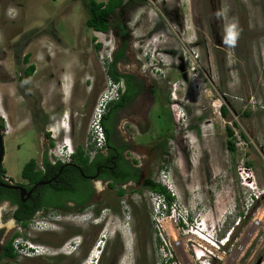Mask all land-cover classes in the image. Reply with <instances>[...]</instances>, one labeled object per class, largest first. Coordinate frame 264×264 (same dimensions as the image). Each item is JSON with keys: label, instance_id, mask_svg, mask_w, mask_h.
<instances>
[{"label": "rangeland", "instance_id": "1", "mask_svg": "<svg viewBox=\"0 0 264 264\" xmlns=\"http://www.w3.org/2000/svg\"><path fill=\"white\" fill-rule=\"evenodd\" d=\"M86 1L0 0L5 178L22 182V167L31 158L39 165L47 140L56 151L68 142L85 148L106 67L125 43L116 68L143 91L117 116V131L133 144L142 176L174 201L165 212L146 187L130 184L118 196L97 185L86 214L99 219L76 217L84 242L95 249L104 237L99 264H264V0H125L106 34L85 26ZM9 213L0 209L8 237L58 238L48 224L18 229ZM203 253L209 260L197 258Z\"/></svg>", "mask_w": 264, "mask_h": 264}, {"label": "flooded vegetation", "instance_id": "2", "mask_svg": "<svg viewBox=\"0 0 264 264\" xmlns=\"http://www.w3.org/2000/svg\"><path fill=\"white\" fill-rule=\"evenodd\" d=\"M123 43H120V47ZM116 52V51H115ZM130 74V73H123ZM123 87L124 83L122 82ZM143 89V88H142ZM124 91V89H123ZM120 93V95L123 93ZM143 90H141L142 92ZM119 95V96H120ZM140 95V94H139ZM138 95V96H139ZM137 96V97H138ZM136 97V98H137ZM136 98L129 105L133 104ZM127 105L126 107H128ZM126 107L118 110L117 116L125 109ZM116 116V118H117ZM115 118V119H116ZM117 126V125H116ZM115 126V135L113 138H109L110 143H112L116 148H119L121 154L119 152L113 151L115 153L108 161L105 162H97L95 160H99L95 157L91 158L89 161V167L86 170V174L83 176L85 184L83 191L86 200L85 204L86 208H89L96 201V193H97V185L105 186L106 189L111 190L108 186L110 181L107 180L109 174L115 173L117 175L124 174L125 172L132 174V176H138L137 182L126 181L122 184V187L135 184L136 186H142L145 178L142 176L141 169L137 166V158L132 156V146L133 144L128 141V139L124 138L122 134H119L117 131V127ZM46 136V135H45ZM48 138V137H46ZM109 140L105 141V145L103 148L104 156L107 157L109 155V149L111 146L109 145ZM51 142L47 140L43 143V147L40 151L39 156V165L37 168L40 169L44 173V180L39 181L46 183L44 185L36 186L30 195L24 194L20 196L18 191H15V197L18 199L19 204H12L9 200H3L0 202V209L2 210L3 206L10 212L9 217L14 226L18 229H28L29 223L26 227L22 225V222L19 220L18 222L12 218V214H14L17 209H21L20 216L27 214V212L35 208L37 205L43 204L44 206L40 207L37 213H42L45 216L48 213L57 214L59 219L57 221H52L51 223H47L52 229L48 230L49 232L55 233L54 227L58 229V238L56 239L54 244H40L36 243L29 237L20 236L18 232H14L12 235L8 237L6 233H4V227H0V264H24L26 262H32V264H84L90 257V252L92 250V246L88 245L89 243H85V236H82L78 231L79 221L76 218V210L81 207V199L77 197L79 195V188L77 183L73 179V176H70L68 169H78V167L74 164V158L71 157L64 164H59L60 166L56 169L47 168L44 164V160L51 163ZM121 157V158H120ZM32 159V158H31ZM35 160V159H34ZM29 161V160H28ZM135 161V162H134ZM27 163V162H26ZM37 164V163H36ZM56 165V163L52 164ZM134 170V173L132 171ZM130 171V172H129ZM1 173V171H0ZM109 173V174H108ZM127 176V175H126ZM123 176V177H126ZM22 179V178H21ZM0 182L8 183L11 185H19L25 189V192L28 193L37 183L30 185L27 180L22 179V182H15L8 177H1L0 174ZM38 182V183H39ZM43 188V189H39ZM40 190V191H39ZM94 206V205H93ZM83 211V210H82ZM81 211V212H82ZM50 213V214H51ZM93 213L96 214L95 210ZM74 215V216H73ZM75 220V221H74ZM91 226V224H89ZM73 229H71V228ZM79 227H81L79 225ZM101 229L100 232H102ZM100 238L104 237L101 235ZM20 239L23 243H28L31 246L37 245L41 246L42 252H30L25 253L21 242L18 245V249L15 250L13 247L14 241ZM102 239V240H103ZM78 240L80 243H78ZM100 240V239H99ZM98 242L95 240V243ZM94 243V244H95ZM8 244L12 246V257H8L6 254V247ZM94 247V245H93ZM87 248V249H85ZM83 249V250H82ZM81 255L79 256V253ZM104 254V250L99 258L101 260L102 255ZM84 259V260H83ZM97 264H99V261Z\"/></svg>", "mask_w": 264, "mask_h": 264}, {"label": "trees", "instance_id": "3", "mask_svg": "<svg viewBox=\"0 0 264 264\" xmlns=\"http://www.w3.org/2000/svg\"><path fill=\"white\" fill-rule=\"evenodd\" d=\"M125 0H107L105 3H97L94 0H87L85 3V11H86V20H85V26L91 29L92 31L99 32L102 34H106L111 31V28L113 27L112 23L115 21H118V18L120 17L119 11L123 8ZM117 30L119 31V36L121 37L124 35L125 29L123 28V25L120 24V22L117 23L116 26ZM100 46L97 45L96 49H99ZM125 50H126V44L124 43L116 52L113 53V57L111 61L108 63L106 67V75L109 80H112L114 83H119V81H122L124 83V91L123 93L118 96V99L109 101L107 104L106 110L102 116L101 121L99 122V125L103 131V142L105 145V141L109 140V138H113L115 135V126L117 125V112L118 110L126 107L132 101L141 94L142 90V83L137 81L136 77H134L131 74H123L120 73L116 65L122 61L125 57ZM24 62L27 63L28 61V55L25 56ZM34 67L31 65L29 66L25 72L24 76L26 78H29L33 73ZM121 92V89H119V93ZM154 91L152 90V93ZM226 114V108H221V115L224 117ZM116 118V119H115ZM3 121L0 119V128L3 129ZM228 142L227 147L230 152L235 151V144L230 140L233 136L232 131L227 128L226 131ZM2 135V134H1ZM3 136V135H2ZM46 137H49L47 134ZM88 141L85 145V148L83 147H76L75 153L72 155V157L75 159L74 164L78 167V169H68V173H70V176H73L75 182L77 183V186L79 188V197L81 199V207L78 208L76 211L81 212L86 208L85 202L86 200L84 196L83 188L85 184L87 183L84 181L83 176L86 174V170L91 167L89 165L90 159L95 157L99 160H95L97 162H105L108 161L112 156L115 155L113 151L119 152L121 154V151L119 148H116L112 143L109 145L111 148L109 149V155L107 157L104 156L103 148L104 145H102V148H98L95 145V142L91 140V136L89 134ZM53 146V142H51V147ZM121 158V157H120ZM135 162V161H134ZM44 164L47 168H58L62 163H56V165H52L46 160H44ZM130 172V171H129ZM134 173V170L132 171ZM1 177H4L5 172L4 169L1 167ZM109 174V173H108ZM127 175V176H126ZM20 176L22 179L27 180L30 185H33L35 183H38L39 181L44 180V173L37 168L36 161L34 159H30L27 163L24 164L22 167ZM126 176V177H123ZM107 180L110 181L109 188L115 189L116 194L118 196H122L124 194V189L122 187V184L126 181H132L137 182V174L136 176L130 175V173L125 172L122 174H109L107 177H105ZM143 187H146L150 190L151 193H154L158 196H160L163 200V203L167 206V212L168 208L171 207L174 198L170 194V192L160 183L154 182L150 177H147L143 183ZM40 190L43 188H39ZM39 190V191H40ZM16 192L9 189H4L0 187V202L3 200H9L12 204H19L18 199L15 197ZM21 207V204H19ZM44 206L43 204L37 205L35 208L30 209L27 214L20 216L21 209H17V211L12 214V218H14L17 222L20 220L22 222V225L24 227L27 226L29 221L34 217V215L37 213V211L40 209V207ZM98 213V212H97ZM12 246L11 244H8L6 247V254L8 257H12ZM168 262H171V259H168Z\"/></svg>", "mask_w": 264, "mask_h": 264}, {"label": "built area", "instance_id": "4", "mask_svg": "<svg viewBox=\"0 0 264 264\" xmlns=\"http://www.w3.org/2000/svg\"><path fill=\"white\" fill-rule=\"evenodd\" d=\"M107 88L99 95L96 104L93 108L90 118V136L91 140L95 142V145L98 148H102L104 145L103 142V131L99 125V122L102 119V116L106 110L107 104L111 100L117 99L119 96V89L122 91L121 83L114 84L110 80L106 81ZM56 147L53 148L51 153V162L56 163L58 161L64 162L69 159V157L74 153L71 144L63 145L59 150H55ZM55 150V151H54ZM13 247L15 250L18 249V243L14 241Z\"/></svg>", "mask_w": 264, "mask_h": 264}, {"label": "clouds", "instance_id": "5", "mask_svg": "<svg viewBox=\"0 0 264 264\" xmlns=\"http://www.w3.org/2000/svg\"><path fill=\"white\" fill-rule=\"evenodd\" d=\"M108 79V78H107ZM109 80V79H108ZM112 83H114L112 80H110ZM119 83H121V85H122V91H123V84H122V81H119ZM114 84H118V83H114ZM105 88H107V85H106V87ZM121 91V92H122ZM120 92V93H121ZM120 95V94H119ZM117 99H118V97H117ZM116 99V100H117ZM112 101V100H111ZM66 130H67V128H66ZM3 137V136H2ZM65 144V143H64ZM67 144H71L70 142H68ZM67 144H65V145H67ZM53 148H54V146H53ZM53 148H52V150H53ZM74 153H75V150H74ZM73 153V154H74ZM72 154V155H73ZM72 155L69 157V159L72 157ZM68 159V160H69ZM67 160V161H68ZM67 161H64V162H60V161H58L59 163H62V164H64L65 162H67ZM58 162H56V163H58ZM52 163V162H51ZM52 164H54V163H52ZM154 194V193H153ZM156 195V194H155ZM157 197H158V205H159V207H158V210H160L161 208H160V206H164V203H163V200H162V202H160V199H161V197H159L158 195H156ZM155 196V197H156ZM88 209L89 208H87V209H85V210H83L82 212H78V213H76V217H79V216H82L83 218L84 217H88V220L90 221V222H92V223H94V222H97V220L99 219V216H97V213L95 214L94 213V215H89V214H86L87 212H88ZM168 209H170V207L168 208ZM85 211V212H84ZM170 210H168V212H169ZM165 212H167V210H165ZM159 213V212H158ZM41 215H43L42 213H36L35 215H34V217L29 221V226L28 227H30V228H32V229H37L38 227L37 226H42L43 224L45 225V224H47V223H51L52 221H57L58 219H59V217H58V215L57 214H50V213H48V214H46L45 216H41ZM79 220V219H78ZM87 220V219H86ZM91 223V224H92ZM102 239L103 238H101L100 240H99V242H97L96 243V245H95V249H92V251L93 250H96L97 251V249H99L100 248V253H99V255L97 256V257H95V259L93 260V259H90L89 260V262H90V264H97V262H98V260H99V258H100V256H101V254H102V252H103V250H105V244L101 247L100 246V244L102 243ZM206 243H209V244H211V246H214L212 243H210V242H208V241H206V240H204ZM229 241V235L227 236V238H226V243ZM78 243H80V241L78 240ZM22 244V248H23V250H24V252L25 253H29V251L30 252H36V253H39V252H42V249H41V246H35V245H33V246H31L30 244H28V243H21ZM225 244V243H224ZM224 244H220L221 246H224ZM18 245H19V243H18ZM92 251L90 252V256H91V254H92ZM94 252V251H93ZM207 254H208V256H211V257H214V255H213V253H210V252H206ZM89 256V257H90ZM92 256H94V254H92ZM96 256V255H95ZM206 257V254H202V255H199V256H197V258L198 259H200L201 257H206V259L207 260H209V258L210 257Z\"/></svg>", "mask_w": 264, "mask_h": 264}, {"label": "water", "instance_id": "6", "mask_svg": "<svg viewBox=\"0 0 264 264\" xmlns=\"http://www.w3.org/2000/svg\"><path fill=\"white\" fill-rule=\"evenodd\" d=\"M1 128H0V171H1V167H2V161H3V156H4V147H3V137L1 135ZM46 183L43 182H39L37 183L28 193L25 192V189L19 185H11L8 183H1L0 182V187L4 188V189H9V190H15L18 191L20 196H23L24 194L26 195H30V193L32 192V190L38 186V185H44Z\"/></svg>", "mask_w": 264, "mask_h": 264}, {"label": "bare ground", "instance_id": "7", "mask_svg": "<svg viewBox=\"0 0 264 264\" xmlns=\"http://www.w3.org/2000/svg\"><path fill=\"white\" fill-rule=\"evenodd\" d=\"M159 55H160V54H158L157 57H160ZM217 106H218L217 103H216V104L214 103V104L212 105V108H213V109H216ZM92 257H93L92 259L94 260L96 256L94 255V256H92Z\"/></svg>", "mask_w": 264, "mask_h": 264}]
</instances>
